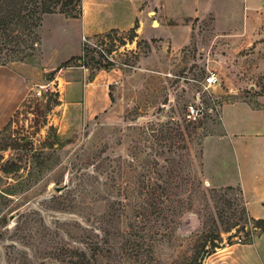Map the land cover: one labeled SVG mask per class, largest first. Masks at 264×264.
Here are the masks:
<instances>
[{"label": "rangeland", "instance_id": "rangeland-1", "mask_svg": "<svg viewBox=\"0 0 264 264\" xmlns=\"http://www.w3.org/2000/svg\"><path fill=\"white\" fill-rule=\"evenodd\" d=\"M207 2L179 49L168 38L139 39L132 28L79 39L75 25L51 14L38 27L15 19L0 29L1 64L52 69L0 127V264H59V252L89 248L100 227L115 234L99 264H184L202 245L215 243L216 252L235 243L251 219L241 188L220 186L205 164L223 133L224 103L264 94V40L258 47L246 37L239 2L224 1L223 15L217 0ZM98 62L119 75L104 110V92H91V105L87 92L59 91L57 75L63 84L90 80ZM210 72L220 83L206 89ZM189 104L198 114L188 113ZM8 160L19 168L4 173ZM151 187L166 189L159 203L166 209L152 216L136 261L123 250L122 233L129 217L145 222L136 214Z\"/></svg>", "mask_w": 264, "mask_h": 264}, {"label": "crops", "instance_id": "crops-1", "mask_svg": "<svg viewBox=\"0 0 264 264\" xmlns=\"http://www.w3.org/2000/svg\"><path fill=\"white\" fill-rule=\"evenodd\" d=\"M217 1L220 6L226 0ZM230 1L239 2L242 10L237 15L246 18V37L259 47L257 42L264 40V0ZM82 4L83 14L78 18L57 13L46 17H60V21L75 25L79 39L113 29L125 31L137 25V38L148 41L168 38L174 49L186 45L192 31L190 19L203 14L208 7L207 0H83ZM223 8L218 9L222 15ZM166 18L173 22H166ZM145 22H149L147 30ZM70 25L64 28L66 34L73 31ZM40 69L24 62L0 64V127L11 121L43 74L52 70L47 66ZM61 78L59 74L54 79L55 83L59 80L60 92H87L91 105L95 103L91 92H104V110L113 102L110 87L119 75L113 69L100 70L90 80H66L63 84ZM221 121L223 133L208 149L212 158L206 162L205 171L220 186L239 185L250 218L264 219V94L253 100L224 103ZM205 264H264V232L251 243L220 247Z\"/></svg>", "mask_w": 264, "mask_h": 264}, {"label": "trees", "instance_id": "trees-1", "mask_svg": "<svg viewBox=\"0 0 264 264\" xmlns=\"http://www.w3.org/2000/svg\"><path fill=\"white\" fill-rule=\"evenodd\" d=\"M83 0H0V13L2 11L9 10V16H3L0 19V29L8 28L9 23H12L15 19L17 22L21 23L25 19L24 23L28 24L29 27H38L43 20V17L47 14L61 13L66 17L78 18L83 14ZM22 11H26L22 15ZM14 18L9 21V18ZM30 21V22H29ZM134 36H137V25L132 28ZM7 33V31H6ZM110 37V36H109ZM87 47H83L82 51L85 53L88 51ZM84 55L73 56L66 60L60 67L68 66L73 60H81ZM1 64V63H0ZM3 64V63H2ZM97 69H107L108 66H102ZM59 68L55 69L54 74L58 71ZM53 78H51L52 80ZM111 100L113 101V96L111 92L109 93ZM9 124V123H8ZM7 124V125H8ZM6 125V126H7ZM5 126V127H6ZM19 168L16 162L8 160L3 166L2 170L4 173H10ZM157 189L151 187V190L147 193V201L145 206H141V209L138 210L136 217L143 219L145 222L140 223L132 217L128 218V224L126 225L127 231L126 234L122 233L125 242L123 243V250L129 254L132 258H135L136 261H140L141 256L143 255V241L145 240L146 231L149 228L150 222L152 221V216L161 215L165 213V209L159 206V203H163L161 196L166 193V189L163 187L160 194H157ZM172 211L169 208V212ZM258 226H262L264 232V219L255 220ZM99 233L94 234L91 243L88 245L87 249H79L74 247H68L65 250H62L58 254V259H60L59 264H99L100 259L108 257L107 253H112L111 248L106 245L110 244V239L114 236L108 228H98ZM121 232V230H120ZM217 238V236H215ZM110 246V245H109ZM130 247V250L128 248ZM213 248H208V245H202L198 248L194 254L186 260L184 264H205V259L215 253V249L219 245L213 243ZM131 251V252H130ZM151 252V251H150ZM116 250H114V255ZM151 256V255H150ZM145 262V261H143Z\"/></svg>", "mask_w": 264, "mask_h": 264}, {"label": "built area", "instance_id": "built-area-1", "mask_svg": "<svg viewBox=\"0 0 264 264\" xmlns=\"http://www.w3.org/2000/svg\"><path fill=\"white\" fill-rule=\"evenodd\" d=\"M84 40H86V37H83ZM102 55H105L108 59L113 60V56L111 52H107L106 49L100 48ZM220 83V77L215 72H210L206 75L204 79V86L207 89L210 86L216 85ZM200 109L196 108L193 104H189L187 106L188 113L191 114H198ZM261 230L260 226L256 224L255 219H250L249 223L247 222L245 226L241 229V232L234 238L235 243L237 244H245V243H251L254 241L256 236L259 234V231Z\"/></svg>", "mask_w": 264, "mask_h": 264}]
</instances>
